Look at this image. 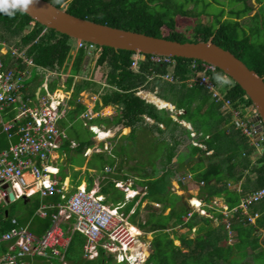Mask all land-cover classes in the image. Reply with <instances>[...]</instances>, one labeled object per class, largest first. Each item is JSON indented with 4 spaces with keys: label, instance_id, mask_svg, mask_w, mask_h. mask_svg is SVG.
Masks as SVG:
<instances>
[{
    "label": "trees",
    "instance_id": "16d2710c",
    "mask_svg": "<svg viewBox=\"0 0 264 264\" xmlns=\"http://www.w3.org/2000/svg\"><path fill=\"white\" fill-rule=\"evenodd\" d=\"M46 1L77 17L116 28L180 42L212 40L230 50L249 68L264 77V0H257L260 6L255 13L251 0H236V5H230L228 12L225 7H218L215 13L211 12L212 22L205 24L196 21L190 35L180 31L178 19L187 16L199 18L203 14H209V7L214 5L212 1ZM190 4H193L192 8L189 7ZM242 18L248 19L247 22H243ZM4 43L19 51L25 50L24 58L36 65L35 70L41 67L62 73L73 60L71 76L67 80L68 88L72 86L74 77L84 72L85 59L89 54L88 49L82 47L73 56L71 51L77 48L75 39L47 28L29 14L11 7L7 10L0 9V48ZM84 43L89 44L86 41ZM102 48L91 78H83L75 83L72 102L84 90L100 94L104 106H117L118 113L110 122L131 128L128 135H124L117 144L114 143L112 154H95L100 159L101 166L95 158L93 161L103 171L111 167L115 169L116 174H111L113 178L101 188V192L108 195V201H126L128 188H119L115 179L125 181L129 178V173L121 174L127 166L136 177V183L143 188L127 202L123 211L134 223L144 201H149L145 222H140L146 232L154 235L146 251L147 264H252V261L254 264H264V200L253 205L254 210L261 212L255 224L233 221L237 241L229 244L223 224H220L221 227L214 225L210 218L199 214H194L187 221L185 216L190 209L184 195L172 190V182L178 178L181 169L186 168V160H190V166L187 167L189 173H193V180L201 187V196L207 200L223 196L232 207L239 204L243 196L264 188V151H258L252 140L232 122V115L223 108L224 100H230L236 108L251 105L252 100L245 99L246 91L220 68L212 74V80L223 100L215 98L205 85L199 82L191 84V79L198 76L203 63L198 59L176 56L172 57L171 63H162L153 61L152 54H145L144 59L139 62V69L135 70L132 68L134 51L109 46ZM24 58L16 61L9 53L4 59L8 66L25 68ZM102 68L107 69L106 74L101 71ZM167 74H171L174 81L165 79ZM39 75L37 73L35 81L29 80L26 87L31 82L35 83L32 84L34 87L41 86L44 79L41 80ZM58 81L53 80L54 83L50 85L52 90L57 87ZM34 91L28 90L27 95L35 98ZM143 92L153 95L148 94V98H145L141 94ZM150 100L160 105L165 103L168 108H160ZM177 109L184 110L179 115L180 121L173 117ZM84 110L85 106L79 105L74 113L80 114ZM148 138L153 146L156 145V156L152 158L146 154L140 158L135 152L137 142ZM12 142L14 140L1 135L0 151L9 147ZM88 144L91 143H81V148ZM184 144L187 148L181 150L180 147ZM260 145L264 148V140ZM176 157L178 166H175ZM193 158H197V161L193 162ZM130 160L136 163L129 164ZM145 161H152L154 167L147 168ZM141 163L144 166H140ZM92 185L91 181L89 188ZM181 185L187 188L186 183L181 182ZM31 200L24 202L25 215H19L18 220L24 225L32 220L29 229L40 236L51 225L52 211L46 218L35 215L36 211L44 201L61 202V194H50L45 200L37 194ZM154 203L161 206L156 207ZM167 209L170 211L166 214ZM14 215L11 209L8 214L6 211L1 216L0 236L12 227L11 219ZM221 217L222 215L219 216L220 220ZM173 219L175 222L171 224ZM178 226L187 228L188 234L196 227V231L199 228L198 231L201 232L195 238H189L185 233L179 235L171 230ZM64 229L67 231L68 225ZM69 234L71 240L63 250L69 264H127L117 262L112 254H107L104 250L95 259L85 258L86 237L78 231ZM176 239L181 241V245L175 243ZM2 248L7 250L5 245ZM54 262L61 264L59 259Z\"/></svg>",
    "mask_w": 264,
    "mask_h": 264
},
{
    "label": "built area",
    "instance_id": "2783aa9c",
    "mask_svg": "<svg viewBox=\"0 0 264 264\" xmlns=\"http://www.w3.org/2000/svg\"><path fill=\"white\" fill-rule=\"evenodd\" d=\"M35 24V22H33ZM6 46L5 54L11 53L17 61L24 58L25 50L19 51L14 46ZM86 48L89 53L100 55L102 46L94 43L77 41V48ZM145 54L136 52L132 56V68L138 70L140 60ZM173 56L152 54L155 62L171 63ZM25 64H32L24 58ZM196 78L190 83L199 82L205 85L218 100H223L217 85L212 80V74L217 66L204 62ZM200 66V64H195ZM28 68H15L8 66L3 55L0 54V136L5 135L8 140H14L11 145L0 151V229L1 216H4L6 206L24 196L30 197L39 193L41 197L53 193H60L62 201L59 203H42L36 211L40 217H48L51 213V225L42 234L32 233L28 225L20 224L16 217L11 219L12 227L0 236V243H6L7 250L0 253V264H56L59 259L61 264H69L63 252L69 245L71 236L75 231L81 232L86 237L84 257L95 259L100 251L112 254L117 262L127 264H147L146 247L144 239L146 232L142 227L130 221L123 211L124 203L110 206L105 203V198L87 187H78L71 195L62 192L58 182L52 178L54 152L60 148L61 141L67 138L66 133L59 126L63 118V110L57 92H50L31 97L26 92V77ZM165 79L174 81L171 74ZM245 99H250L246 94ZM156 104L163 108L165 105ZM223 107L232 115V122L248 136L253 144L261 147L264 140V124L258 119L259 112L255 105H244L236 108L230 100H224ZM167 108V107H166ZM177 110L175 114H181ZM95 114L88 111L82 115L92 119ZM87 124V123H86ZM92 130L93 127H92ZM100 130V129H98ZM100 135V131H94ZM73 145H75L73 143ZM264 149V148H263ZM87 153V152H86ZM262 153V152H261ZM111 171V168H107ZM31 177V178H29ZM193 180V173L180 174L176 179L177 185L172 187L178 192L181 182ZM130 181V180H129ZM120 188H128L126 200L134 198L140 191L130 189L132 183L116 180ZM203 183V182H202ZM130 185V186H128ZM13 192L12 200L9 193ZM264 200V188L253 191L242 197L239 204L230 207L221 197L214 196L209 200L191 196V210L186 215L188 221L195 213L208 217L215 225L223 224L227 230L229 244L237 241V232L233 228V221L240 220L245 223L255 224L261 212L254 210L253 205ZM160 206L159 204H156ZM222 215L221 220L219 216ZM68 225L67 232L64 226ZM197 228H193V232ZM40 259L41 261H39Z\"/></svg>",
    "mask_w": 264,
    "mask_h": 264
},
{
    "label": "crops",
    "instance_id": "0c3cea01",
    "mask_svg": "<svg viewBox=\"0 0 264 264\" xmlns=\"http://www.w3.org/2000/svg\"><path fill=\"white\" fill-rule=\"evenodd\" d=\"M4 48H6V46H2L0 48V54L3 55V57L5 58V56H7L8 53L7 54L4 53V51L6 50ZM2 50H4V51H2ZM73 52H74V54H73ZM75 52H76V50H72L71 54L73 56H75L76 55ZM91 59H92L91 57H86L84 71L90 67L91 62H92V65L96 63V61L93 62V60H91ZM72 65H73V60L70 62L68 69L66 71H62V73H57V72H54L52 70H47V69L38 67L37 71H38V74H40L39 77L41 80L44 79L43 84L41 86L36 85L34 87L32 84H35V83L31 82V85L29 87L28 86L26 87L27 88L26 92H28V90L30 92V89L35 90L34 91L35 96H37V97L40 94L43 95L44 93H46L47 88L49 89V91L51 93L57 92V95L60 96V97H56V98H59V101L61 102L60 109L63 110V118L60 120L59 126L66 133L67 138L63 139L61 141L60 148L57 149L53 154L54 161L52 162V164H53L52 178L58 182V185L60 186V188H62V192L66 193L67 195L73 194L78 189V187H80V186L81 187H87L89 190H95V192L102 195L105 198V203H107L108 205L116 206L119 203H114L111 200L108 201L107 200L108 195L103 194L101 192L102 186L107 185L109 183L108 180L113 178L111 176V174H113V173L108 175V173H110V172L107 171V169H105L103 171L98 166L92 165V163H94L93 159H94L95 154H98V153L112 154V148L114 146V143L117 144V142L124 135H128L131 132V128L130 127H122L121 125H114L110 122V120L118 113L117 106H114V105L104 106L102 99L100 97V94L93 93L89 90H84L79 94V97L76 99V101H74V103L72 102V98H73V94H74V90H75V83L80 81L83 78H91V76H92L91 73L88 77L82 76L81 75L82 73L80 75H76L74 77V81H73L72 86L70 88H68L67 87V80L71 76ZM94 66L95 65H93V67H92L93 70H94ZM34 67H36V65L34 63H32L30 65H27V63H26V68H28V70L30 71L29 75L26 77V82L29 81L28 77L32 76ZM93 70H92V72H93ZM27 78H28V81H27ZM53 80L54 81L59 80L57 87L54 90H52L50 88L51 83H54ZM141 94L145 98H148L147 97L148 94L153 95L152 93H146V92H143ZM158 99H160V98H158ZM79 105L85 106V110L83 112H81L80 114H76L74 112H75V110H77ZM98 105H99V108H98ZM108 108H110L109 112H107ZM177 110H182V113L184 112L183 109H177ZM177 110H175V113ZM88 111H92L95 114V116L92 119H87V118L82 117V115ZM224 111H225V108H224ZM225 112H227V111H225ZM175 113L173 116L174 119L177 121H180L179 120L180 114H175ZM77 121H83V124L90 129V132H92V134H93L92 138H90L87 141H85V140L77 141L75 138L70 136L68 130L71 127H73V125ZM95 122H99V123L96 124ZM94 126H97L98 128H100V130H98V128H95L94 130H92V127H94ZM95 130L100 131V135H96V133L94 132ZM117 133L119 134V137H120V139L118 141H116V140L109 141L108 140L109 138L114 137ZM83 142H85V143L90 142L91 144H88V145L83 146L81 148V143H83ZM73 143L75 145H73ZM76 150H79V152H81L83 154V156L85 157V162L81 165L76 164L72 159L71 153L76 151ZM112 169L115 171V169L111 167V170ZM126 173H128V170H126V167H125V171L121 174L125 175ZM188 173H189V171L183 172L180 174L187 175ZM29 178H31V177H29ZM116 180H119V179H115V181ZM91 181L93 182V185L91 188H89ZM125 181H128V184L132 183L131 186L130 185H128V186H130L132 188H136L140 192L142 191L143 188L139 184L136 183V177L134 175L129 176V178ZM176 185H177L176 179H174L172 182V187H174ZM186 185H187V188H183L181 185V188L178 190V192H175V191L174 192L178 194L180 191H182L184 193V194H180V195H184V199L187 202L189 209H191L190 199H191V196H193V195L207 201V199H205L204 196H201V187L197 182H195L194 180H191L190 182H186ZM172 190H173V188H172ZM37 194H39V193H35L30 197H24L23 198L24 202L32 201L31 199ZM47 197L48 196L41 197V199L45 200ZM217 197H221L223 199V201H226L223 196H217ZM61 199H62V197H61ZM125 200H126V197H125ZM17 201H19V200H17ZM17 201H15V202L9 204L8 206H6L5 208H3L4 212L7 211V214H8L9 210H11V208H13V205ZM125 202L127 204V202H129V201H125ZM42 203L52 204L55 202L44 201ZM122 203H124V202H122ZM148 203H149L148 200L144 201V203L142 204V206L140 208V215L138 216V219L136 220V222H134V224L139 225L141 221L145 222L146 214L148 212L146 206ZM154 204H156V203H154ZM25 211L26 210L24 207V212L20 213V216L23 217L25 215ZM169 211H170V209H167V211L165 213L167 214V213H169ZM18 216H19V214L16 213L13 217H16L18 219ZM41 218H44V217H41ZM31 222H32V220H30V222L25 224V225H28L30 227V225L32 224ZM215 224L216 223H214V225ZM22 225H24V224H22ZM185 229L187 230V228H185ZM153 237H154V235L152 232H146V234L144 236V239L147 240V243H148L147 247H146V251L149 247V244H151ZM177 241L181 242L179 239H177ZM2 245L6 246V243H3V242L0 243V253L5 251L2 248L3 247ZM38 260L41 261L40 259H38Z\"/></svg>",
    "mask_w": 264,
    "mask_h": 264
},
{
    "label": "water",
    "instance_id": "95a60500",
    "mask_svg": "<svg viewBox=\"0 0 264 264\" xmlns=\"http://www.w3.org/2000/svg\"><path fill=\"white\" fill-rule=\"evenodd\" d=\"M8 2L11 4L12 0ZM17 9L29 14L47 28L67 34L78 41L145 54L198 59L213 64L240 84L258 109V119L264 123V77L249 68L230 50L224 49L212 40L180 42L116 28L77 17L46 0H28L25 8L17 6ZM9 197L13 200L14 193L10 192Z\"/></svg>",
    "mask_w": 264,
    "mask_h": 264
},
{
    "label": "rangeland",
    "instance_id": "374dc122",
    "mask_svg": "<svg viewBox=\"0 0 264 264\" xmlns=\"http://www.w3.org/2000/svg\"><path fill=\"white\" fill-rule=\"evenodd\" d=\"M210 1H212V3L214 4V5H211L210 7H209V11H210V13L209 14H203V15H201L199 18L198 17H189V16H187V17H180L179 19H178V23H179V26H180V31L181 32H184L185 34H191L192 33V30H193V28H194V26H195V22L196 21H201V22H203V23H205V24H209V23H211L212 22V19H213V16H212V11H213V13H215L217 10H218V7H225L226 8V12H228L229 10H230V8H229V6L230 5H236V0H219L218 2H215L214 0H210ZM251 4L252 5H254V12L253 13H255L257 10H258V8H259V6H260V4H258V2H257V0H251ZM189 7L190 8H192L193 7V4H190L189 5ZM227 15H228V13H227ZM226 18V17H225ZM243 22H247V20L248 19H246V18H242L241 19ZM73 54H74V52H73ZM75 54H76V52H75ZM93 56V57H92ZM92 56H91V60H93V62L94 61H96V58H97V55H95V54H92ZM93 65H96V63L95 64H93ZM93 65H92V62H91V64H90V67L87 69V70H85L81 75L82 76H85V77H88L89 75H90V73L92 74V67H93ZM94 68H95V66H94ZM92 69V70H91ZM101 71L102 72H104L105 74L107 73V69L106 68H102L101 69ZM37 73H38V71L37 70H35L34 68H33V74H32V76L31 77H28L29 78V80H31V81H35L34 80V78H35V76L37 75ZM28 78H27V81H28ZM27 83V82H26ZM168 107V106H167ZM96 124H98L99 122H95ZM68 132H69V134H70V136L71 137H73V138H75L77 141H79V140H85V141H87V140H89L90 138H92V136H93V134H92V132H90V129L87 127V126H85L84 124H83V121H77L74 125H73V127H71L69 130H68ZM120 139V137H119V134L117 133L114 137H111V138H109L108 140L109 141H111V140H116V141H118ZM111 143V142H110ZM111 145V144H110ZM111 147V146H110ZM187 148V146L184 144V145H182L181 147H180V149L182 150V149H186ZM111 149V148H110ZM147 149V150H146ZM146 150V151H145ZM258 151L259 152H262L263 153V151H264V149L262 148V147H258ZM133 152H134V150H133ZM135 152H136V154H138L139 155V157L141 158V157H143V156H145L146 154L149 156V157H152V158H154V156H156V145L155 146H153L152 145V142H151V140L148 138L146 141H144V139L141 141V142H137V146H136V148H135ZM145 152V153H144ZM147 152V153H146ZM142 154H144V155H142ZM71 155H72V159H73V161L76 163V164H79V165H81V164H83L84 162H85V157L83 156V154L81 153V152H79V150H76V151H74V152H72L71 153ZM148 156H147V159H148ZM94 158H95V161L98 163V164H100V166H101V161H100V159H98V157H96V156H94ZM254 159H255V157H254ZM174 161H175V163H176V165L175 166H178L179 164H178V157H176L175 159H174ZM195 161H197V158H193V162H195ZM146 163H147V168H151V167H154V165L153 164H151L152 163V161H145ZM144 162V163H145ZM189 162H190V160H186L185 161V165H186V168H182L181 169V172L180 173H183V172H188L189 170H188V168L187 167H189L190 165H189ZM134 163H136L135 161H129V164H134ZM145 163V164H146ZM94 165H95V163H94ZM140 166H144L142 163L141 164H139ZM189 165V166H188ZM151 166V167H150ZM126 170H128V175L129 176H133L132 174H131V172L129 171V169H128V166L126 167ZM110 173H108V175L109 174H111V173H114V174H116V172H114V170L112 169L111 171H109ZM174 184V183H173ZM179 195L180 194H184L182 191H180L179 193H178ZM12 209V211L14 212V214H19L20 215V213H22V212H24V199H21V200H19V201H17L14 205H13V208H11ZM174 220L173 221H171V224H174ZM220 226V225H219ZM221 227V226H220ZM171 230H174V231H176V232H178L179 234H187V236L189 237V238H195L197 235H198V233L199 232H201V231H198L199 230V228H198V230L197 231H191L189 234L188 233H186V232H188V230H186L184 227H181V226H178V227H174L173 229H171ZM263 237V236H262ZM261 237V238H262ZM175 243L177 244V245H180L181 243L179 242V241H175ZM235 243V242H234ZM186 251V250H185ZM250 263H252V264H254V262L252 261V262H250Z\"/></svg>",
    "mask_w": 264,
    "mask_h": 264
},
{
    "label": "clouds",
    "instance_id": "9594fccd",
    "mask_svg": "<svg viewBox=\"0 0 264 264\" xmlns=\"http://www.w3.org/2000/svg\"><path fill=\"white\" fill-rule=\"evenodd\" d=\"M27 2H28V0H12V2H11V4H9V2H8V0H0V9H4V10H7L8 8H13V9H15V8H17V6H20L21 8H25L26 6H27ZM9 14H11V13H9ZM77 41L78 40H76V45H77ZM97 45V44H96ZM100 46V45H99ZM103 47V46H102ZM77 49L78 48H75V50H76V52H77ZM89 52V51H88ZM136 53V52H135ZM92 54H94V53H89L88 55H87V57H91L92 56ZM145 54V53H144ZM96 55V54H95ZM93 57V56H92ZM98 57V56H97ZM153 103H155L156 104V102H154V101H152ZM157 105V104H156ZM163 105H165L166 106V104L165 103H163ZM158 106V105H157ZM167 107V106H166ZM165 107V108H166ZM168 108V107H167ZM264 124V123H263ZM95 128H98L97 126H94ZM98 129H100V128H98ZM253 143V142H252ZM258 148V147H257ZM132 187H130V189H131ZM122 189H125V188H122ZM133 189H136V188H133ZM126 193H127V190H126ZM140 193V192H139ZM138 193V194H139ZM137 194V195H138ZM136 195V196H137ZM125 197H126V195H125ZM133 199V198H132ZM131 200V199H130ZM130 200H128V201H130ZM127 201V200H126ZM156 204H158V203H156ZM156 204H154L156 207H160V206H157ZM125 205H126V202H125ZM190 206H191V202H190ZM125 207V206H124ZM192 208V207H191ZM191 210V209H190ZM189 213V212H188ZM195 214H198V213H195ZM201 216V215H200ZM186 217V216H185ZM205 217V216H204ZM208 218V217H207ZM143 229V228H142ZM144 230V229H143ZM145 231V230H144ZM177 240V239H176ZM181 243V242H180ZM181 245V244H180Z\"/></svg>",
    "mask_w": 264,
    "mask_h": 264
},
{
    "label": "bare ground",
    "instance_id": "6f19581e",
    "mask_svg": "<svg viewBox=\"0 0 264 264\" xmlns=\"http://www.w3.org/2000/svg\"><path fill=\"white\" fill-rule=\"evenodd\" d=\"M89 43H92V42H89ZM64 97H65V96H64ZM109 111H110V108L107 109V112H109ZM24 197H27V196H24ZM24 197H23V198H24ZM23 198H21V199H23ZM18 200H20V199H18ZM16 201H17V200H16Z\"/></svg>",
    "mask_w": 264,
    "mask_h": 264
}]
</instances>
